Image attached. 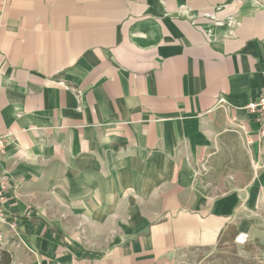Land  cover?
<instances>
[{
  "label": "crops",
  "instance_id": "1",
  "mask_svg": "<svg viewBox=\"0 0 264 264\" xmlns=\"http://www.w3.org/2000/svg\"><path fill=\"white\" fill-rule=\"evenodd\" d=\"M263 95L264 0H0V264H200L230 227L252 242Z\"/></svg>",
  "mask_w": 264,
  "mask_h": 264
},
{
  "label": "rangeland",
  "instance_id": "2",
  "mask_svg": "<svg viewBox=\"0 0 264 264\" xmlns=\"http://www.w3.org/2000/svg\"><path fill=\"white\" fill-rule=\"evenodd\" d=\"M230 148V150L239 154L240 166L243 171V178L246 179V173L253 170V160L247 155V151L241 145ZM251 160V161H250ZM264 157H262L261 165L264 170ZM255 167V165H254ZM257 211L256 217L251 220L253 223L256 222L254 230V235L257 236L252 242H244V240L234 241L223 246L218 247L214 251L206 252L200 254L199 258L201 261L200 264H264V200L259 204L258 208H255ZM10 224V221L9 223ZM16 227V226H15ZM15 235L12 240L16 241Z\"/></svg>",
  "mask_w": 264,
  "mask_h": 264
},
{
  "label": "built area",
  "instance_id": "3",
  "mask_svg": "<svg viewBox=\"0 0 264 264\" xmlns=\"http://www.w3.org/2000/svg\"><path fill=\"white\" fill-rule=\"evenodd\" d=\"M219 103H225V100L221 98ZM248 110L254 114L255 121L258 124V143L264 150V95L260 96L258 99L253 100L248 105ZM10 134L0 135V163L4 158V154L8 147V142L10 139ZM251 144L250 142H248ZM7 197V187L5 181H0V226L9 223V216H7L5 200ZM3 241V236L0 235V243ZM245 240L243 241V243Z\"/></svg>",
  "mask_w": 264,
  "mask_h": 264
},
{
  "label": "trees",
  "instance_id": "4",
  "mask_svg": "<svg viewBox=\"0 0 264 264\" xmlns=\"http://www.w3.org/2000/svg\"><path fill=\"white\" fill-rule=\"evenodd\" d=\"M229 233H230V235H229V237L227 238V239H229L230 241H232V242H234L235 240H236V237H237V235H238V232L236 231V229L235 228H229ZM227 239L226 238H224L223 240H222V243H224L225 241H227ZM8 262H10V257H9V255H7V259H6Z\"/></svg>",
  "mask_w": 264,
  "mask_h": 264
}]
</instances>
